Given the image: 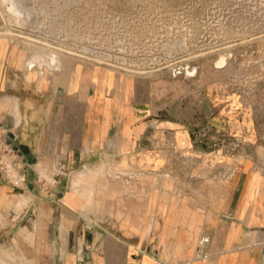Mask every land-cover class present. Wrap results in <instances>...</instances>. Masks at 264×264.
<instances>
[{"label":"rangeland","instance_id":"rangeland-1","mask_svg":"<svg viewBox=\"0 0 264 264\" xmlns=\"http://www.w3.org/2000/svg\"><path fill=\"white\" fill-rule=\"evenodd\" d=\"M5 62L10 73L52 76L70 96L79 75L88 91L98 70L148 86L144 139L105 138L71 164L74 209L92 221L114 219L97 201L110 184L165 182L172 196L197 198L226 188L238 166H264V0H0ZM41 161L36 182H51L52 160ZM36 198L9 189L0 231L34 225Z\"/></svg>","mask_w":264,"mask_h":264},{"label":"crops","instance_id":"crops-1","mask_svg":"<svg viewBox=\"0 0 264 264\" xmlns=\"http://www.w3.org/2000/svg\"><path fill=\"white\" fill-rule=\"evenodd\" d=\"M9 69L6 62L0 65V126L19 136L29 166L24 189L0 183V205L9 189L39 192L30 206L43 214H35L26 229L0 231V264H264L262 166H238L226 188L197 198L172 196L165 182L160 189L110 184L99 189L97 201L113 207L114 219L92 221L74 209L80 200L69 192L71 164L105 138L114 137L117 147L144 139L148 86L98 70L88 91L79 75L70 96L67 85L54 86L52 76L38 79ZM44 159L52 160L51 182L38 184ZM55 159L66 163V174L54 172ZM107 190L109 203L103 199ZM203 232L211 235L209 258L195 256Z\"/></svg>","mask_w":264,"mask_h":264},{"label":"built area","instance_id":"built-area-1","mask_svg":"<svg viewBox=\"0 0 264 264\" xmlns=\"http://www.w3.org/2000/svg\"><path fill=\"white\" fill-rule=\"evenodd\" d=\"M28 166L29 162L20 147L19 136L15 133L9 135V129L1 125L0 183L24 189L27 184ZM262 167L264 168V166ZM53 168L56 174H66L68 172L66 163L61 159H55ZM210 244L211 235L206 232L201 233L197 240L195 256L198 258H209L211 256L209 251Z\"/></svg>","mask_w":264,"mask_h":264},{"label":"bare ground","instance_id":"bare-ground-1","mask_svg":"<svg viewBox=\"0 0 264 264\" xmlns=\"http://www.w3.org/2000/svg\"><path fill=\"white\" fill-rule=\"evenodd\" d=\"M54 56V55H53ZM53 56H52V60H50L51 62H50V64H57L58 63V61H59V59L56 57V56H54V58H53Z\"/></svg>","mask_w":264,"mask_h":264}]
</instances>
